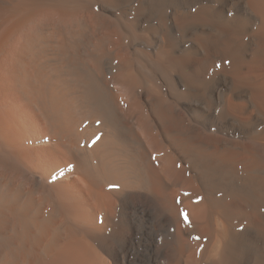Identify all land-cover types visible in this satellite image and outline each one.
Here are the masks:
<instances>
[{"label": "bare ground", "instance_id": "6f19581e", "mask_svg": "<svg viewBox=\"0 0 264 264\" xmlns=\"http://www.w3.org/2000/svg\"><path fill=\"white\" fill-rule=\"evenodd\" d=\"M0 264H264V0H0Z\"/></svg>", "mask_w": 264, "mask_h": 264}]
</instances>
